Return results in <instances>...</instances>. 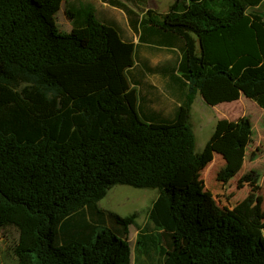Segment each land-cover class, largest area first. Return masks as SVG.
<instances>
[{
	"label": "trees",
	"instance_id": "1",
	"mask_svg": "<svg viewBox=\"0 0 264 264\" xmlns=\"http://www.w3.org/2000/svg\"><path fill=\"white\" fill-rule=\"evenodd\" d=\"M146 1L102 0L125 13L134 43L90 6L63 34L47 0H0V237L14 264H264L261 203L228 209L202 191L207 153L192 123L198 96L264 109V17L248 13L264 0H174L143 15L129 4ZM144 47L178 52L144 70L164 81L175 116L137 89ZM252 137L244 117L226 141L239 165L220 178L241 169ZM116 185L159 191L134 249L136 216L99 208Z\"/></svg>",
	"mask_w": 264,
	"mask_h": 264
},
{
	"label": "rangeland",
	"instance_id": "2",
	"mask_svg": "<svg viewBox=\"0 0 264 264\" xmlns=\"http://www.w3.org/2000/svg\"><path fill=\"white\" fill-rule=\"evenodd\" d=\"M173 2L174 0H147L146 4L140 3L136 5L137 7L129 4L143 15L142 12L148 8L165 14ZM47 3L50 6L47 18L60 33H70L75 26L76 16L82 8L90 6L98 18L120 29L127 41L136 43L138 40L128 24L125 13L104 4L102 0H47ZM248 13L264 17V3L257 8L249 9ZM176 54L178 57V52ZM146 56L153 65H156V63H173L176 55L160 51L147 52ZM135 62H137L136 57ZM152 81L157 85V96L160 94L164 96L161 80L155 77ZM244 117H248L253 126L252 142L241 152L246 161L229 180L220 178L219 175L225 171L226 166L236 163L229 155V151L231 152L233 148L226 149V141L236 135L239 122ZM192 123L197 138L196 150L207 153L206 162L197 177L202 191L214 197L219 204L232 198L237 206L246 202L253 206L261 203L259 210L264 209V109L246 97H241L233 103L209 107L198 96L192 109ZM216 128H224L222 132L227 136L216 146L209 148ZM218 147L223 148L217 150ZM158 196L157 189H137L127 185H116L99 202V208L121 218L136 216L129 235V241L134 249L137 234L148 223L151 208ZM8 247L9 244H5L0 237V264H14V257Z\"/></svg>",
	"mask_w": 264,
	"mask_h": 264
},
{
	"label": "crops",
	"instance_id": "3",
	"mask_svg": "<svg viewBox=\"0 0 264 264\" xmlns=\"http://www.w3.org/2000/svg\"><path fill=\"white\" fill-rule=\"evenodd\" d=\"M160 51H165L169 54L176 55L174 62L173 63L166 62L163 64H159V63L157 64L156 63V65H153L152 62H150V60L148 59V56H146V53L147 52H160ZM176 53L177 52L175 50H154V49L151 50L148 47H144L141 50V52L139 54V58H138V61H139L138 67H140V69H142V71L138 72V77L141 79V82L139 83V86L137 87L138 91L141 92V94L143 95V97L145 99L146 98L149 99V101L152 103L151 106L153 107V109H155L156 111L162 112L165 116H168V117L175 116L177 108L179 106L177 101L173 100L170 96H168L167 93H165L164 96L161 94H160V96H157V85L155 83H153L152 79L156 77L159 80H161V82L163 83L162 93L165 92L164 81L160 78V76H154V75H150V74L146 75L144 70H145V66L147 64L152 68L160 66V65L167 67V66H170L172 64H175V62L177 60V54ZM245 161H246V158H244L243 164L245 163ZM231 199L230 198L226 199V201H224V203H220V205L225 207V208H228V209H235L237 207V205H236V203H233V201Z\"/></svg>",
	"mask_w": 264,
	"mask_h": 264
}]
</instances>
